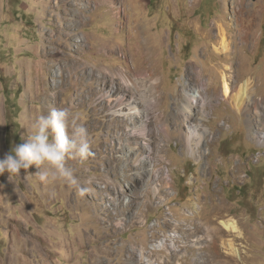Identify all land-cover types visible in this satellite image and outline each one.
<instances>
[{
	"label": "rangeland",
	"instance_id": "obj_1",
	"mask_svg": "<svg viewBox=\"0 0 264 264\" xmlns=\"http://www.w3.org/2000/svg\"><path fill=\"white\" fill-rule=\"evenodd\" d=\"M108 1L0 0V160L52 108L79 117L94 152L66 161L76 184L41 182L35 165L0 175V264H264V142L247 123L259 133L264 115L205 102L208 145L198 157L158 133L154 177L122 153L137 119L114 127L98 98L126 89L121 67L128 92L160 99L150 117L171 121L190 86L208 81L221 96L218 67L231 63L237 89L254 80L264 114V0ZM225 23L232 56L211 49Z\"/></svg>",
	"mask_w": 264,
	"mask_h": 264
},
{
	"label": "bare ground",
	"instance_id": "obj_2",
	"mask_svg": "<svg viewBox=\"0 0 264 264\" xmlns=\"http://www.w3.org/2000/svg\"><path fill=\"white\" fill-rule=\"evenodd\" d=\"M80 1L82 0H73V6H77V3ZM232 1L235 5L237 0ZM108 2H110V0ZM86 7L87 6H84L83 8ZM82 18L83 17H79V19ZM65 21L67 25L65 29L62 30V34L64 36H68L65 30H67L71 24L68 23L69 20ZM218 28L219 33L215 35L211 43V49L217 55L232 56L234 53V43L233 40H228L229 36L226 31L229 26H227L225 23L219 25ZM230 39H232L231 36ZM229 59H231V57H229ZM231 67V63H221V65L218 67L219 69H222L218 71L223 85V93L221 96L215 95V93H212L211 95L209 94L208 81L205 84L201 82L200 85L190 86V88L186 91V94H184L186 96L183 97L182 104L180 106L178 105L176 107V111L171 114V121L168 118L166 120H157L158 115L150 117L151 112H154L153 109L155 103L159 104L160 99L150 98L148 95L144 94H142L143 96L137 95L136 91L132 89H130L131 92H128L127 85L131 83L129 77L127 74L126 76L124 75L125 72L123 68L118 67L114 69L116 72H119V76L126 84V89L122 90L120 88H113V86L108 87L106 85L103 87L101 92L98 93V98L107 104V108L104 109H106L112 117L110 121L114 127H116L119 123L126 122L128 117L130 119H137V126H125V131H128V140L126 141L127 147L122 149L123 155L132 156V162L133 164L138 165L137 168H139L141 171H144L145 174L155 177L156 173H158L157 162L163 159L162 155H160L162 148L160 149V146L155 144L156 138L158 137L157 134L160 133L161 137L167 138V140L177 139L182 141L185 148L189 152L199 157L202 153L201 148L207 146L211 140V135L203 124V122L206 120V112L204 107L206 103H209L210 105L212 102L220 101V99L227 102L232 100L233 102L231 103L234 104L235 109L238 112H243L247 116L253 114L258 117L259 121H262V115L264 114L258 112L259 110L257 111L261 101L255 98L256 90L252 85L254 80L252 81L251 78L246 79L237 89L236 83L239 79V76L235 75V70H231ZM196 70V72H190L191 77L201 78L202 70ZM263 100L264 97L262 98V101ZM196 119H198V121L197 123H194V120ZM247 123L249 126V135L253 138L262 136L260 138L264 142V129L261 128L260 132L257 133L252 127L251 121L249 123V119ZM131 125H133V123H131ZM117 161H120V159ZM145 169H148V171ZM124 178L128 186H130V181L126 177ZM161 183L168 185L169 182L161 179ZM220 225L228 232H239L233 220H221ZM195 245L196 244H193V246ZM154 246H160L159 251H161L162 248H164V243L161 240L158 241V244L156 242ZM229 246L232 250V254L236 255L238 253L237 249L231 244H229Z\"/></svg>",
	"mask_w": 264,
	"mask_h": 264
},
{
	"label": "clouds",
	"instance_id": "obj_3",
	"mask_svg": "<svg viewBox=\"0 0 264 264\" xmlns=\"http://www.w3.org/2000/svg\"><path fill=\"white\" fill-rule=\"evenodd\" d=\"M94 156L88 129L79 117L68 108H52L41 114L31 126L26 143L11 147L0 160V175L5 172L11 179L19 176L21 169L35 165V175L41 182L64 179L76 184L68 159L85 160Z\"/></svg>",
	"mask_w": 264,
	"mask_h": 264
}]
</instances>
